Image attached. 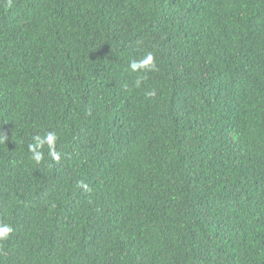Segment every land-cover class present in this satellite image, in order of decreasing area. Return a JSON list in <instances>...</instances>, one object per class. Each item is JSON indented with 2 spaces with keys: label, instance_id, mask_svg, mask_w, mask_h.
Here are the masks:
<instances>
[{
  "label": "trees",
  "instance_id": "trees-1",
  "mask_svg": "<svg viewBox=\"0 0 264 264\" xmlns=\"http://www.w3.org/2000/svg\"><path fill=\"white\" fill-rule=\"evenodd\" d=\"M5 134L0 264H264V0H0Z\"/></svg>",
  "mask_w": 264,
  "mask_h": 264
},
{
  "label": "clouds",
  "instance_id": "clouds-1",
  "mask_svg": "<svg viewBox=\"0 0 264 264\" xmlns=\"http://www.w3.org/2000/svg\"><path fill=\"white\" fill-rule=\"evenodd\" d=\"M130 69L132 72L139 71H152L156 69V64L154 62V55L151 52L145 54L139 60H133L130 65ZM141 79L138 78L135 82L136 87H140ZM147 98L154 97L156 95L155 91H148L145 93ZM7 135L0 136V143H5L7 141ZM34 143L29 144V151L32 153L31 159L34 160L37 164H39L43 158L44 154L41 149L45 145L48 146L49 155L54 160L60 159V154L55 151V144L57 142V135L55 132H47L44 136H35L33 137ZM80 187H82L85 191H90L87 184L80 182ZM13 231V228L7 224H0V240H6L9 237V234Z\"/></svg>",
  "mask_w": 264,
  "mask_h": 264
}]
</instances>
